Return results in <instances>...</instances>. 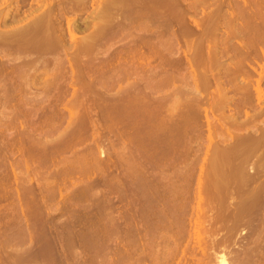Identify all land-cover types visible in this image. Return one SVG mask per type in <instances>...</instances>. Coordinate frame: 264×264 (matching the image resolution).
<instances>
[{"label": "rangeland", "instance_id": "374dc122", "mask_svg": "<svg viewBox=\"0 0 264 264\" xmlns=\"http://www.w3.org/2000/svg\"><path fill=\"white\" fill-rule=\"evenodd\" d=\"M61 1L0 0V264H264V0Z\"/></svg>", "mask_w": 264, "mask_h": 264}, {"label": "bare ground", "instance_id": "6f19581e", "mask_svg": "<svg viewBox=\"0 0 264 264\" xmlns=\"http://www.w3.org/2000/svg\"><path fill=\"white\" fill-rule=\"evenodd\" d=\"M1 1H2V0H1ZM8 1H9V0H8ZM18 1H19V0H18ZM58 1H59V0H58ZM60 1H61V0H60ZM80 1H81V0H80ZM82 1H83V0H82ZM84 1H85V0H84ZM84 1H83V2H84ZM116 1H117V0L113 1L112 3L116 4V3H115ZM119 1H120V0H119ZM121 1L123 2V0H121ZM125 1H126V0H125ZM131 1H132V0H131ZM12 2H13V1H12ZM61 2H62V1H61ZM78 2H79V1H78ZM83 2H81V3H83ZM117 2H118V1H117ZM144 2H145V1H144ZM105 3H107V2H105ZM109 3H110V2H109ZM123 3H124V2H123ZM129 3H130V2H129ZM136 3H137V2H136ZM138 3H139V2H138ZM26 4H27V3H26ZM34 4H35V3H34ZM65 4H66V3H65ZM114 4H113V6H114V8L116 9V6H115ZM118 4H119V2H118ZM125 4H126V3H125ZM150 4H151V3H150ZM85 5H86V4H85ZM110 5H111V3H110ZM128 5H129V4H128ZM130 5H132V4L130 3ZM0 6H1V5H0ZM113 6H112V8H113ZM118 6H119V5H118ZM120 6H121V5H120ZM1 8H2V7H1ZM59 8H60V7H59ZM101 8H102V7H101ZM105 8H106V7H105ZM120 8H121V7H120ZM123 8H124V7H123ZM39 9H40V8H39ZM49 9H50V8H49ZM108 9L110 10V8H108ZM108 9H104V10H108ZM117 9H118V8H117ZM3 10H4V9H3ZM6 10H7V9H6ZM109 10H108V12H110ZM50 11H51V10H50ZM111 11H112V10H111ZM126 11H127V10H126ZM126 11H125V12H126ZM53 12H54V11H53ZM104 12H105V11H104ZM119 12H120V11H119ZM127 12H128V11H127ZM143 12H144V11H143ZM58 13H59V12H58ZM102 13H103V12H102ZM110 13H111V12H110ZM103 14H104V13H103ZM0 15H1V14H0ZM37 15H38V14H37ZM107 15H111V14H109V13H105V14L103 15L104 18L101 17V19L103 18L102 20H106V21H107V18H105V16H107ZM116 15H117V14H116ZM46 16H47V15H46ZM100 16H101V15H100ZM37 17H38V16H37ZM107 17H109V16H107ZM131 17H132V16H131ZM52 19H53V18H52ZM118 19H119V18H118ZM118 19H117V20H118ZM126 19H127V18H126ZM147 19H148V18H147ZM48 20H49V19H48ZM95 20H96V19H95ZM110 20H111V19H110ZM108 21H109V20H108ZM114 21H115V20H114ZM119 21H120V20H119ZM21 22H22V21H21ZM100 22H101V21H100ZM139 22H140V21H139ZM141 22H142V21H141ZM143 22H144V21H143ZM48 23H49V22H48ZM97 23H98V21H97ZM106 23H107V22H106ZM106 23H105V25H106ZM108 23H109V22H108ZM112 23H113V22H112ZM121 23H122V22H121ZM15 24H16V23H15ZM103 24H104V23H103ZM119 24H120V23H119ZM142 24H143V23H142ZM17 25H18V24H17ZM51 25H52V24H51ZM51 25H50V26H51ZM100 25H101V24H100ZM111 25H112V24H111ZM139 25H140V24H139ZM9 26H10V25H9ZM98 26H99V25H98ZM10 27H11V26H10ZM52 27H53V26H52ZM99 27H100V26H99ZM20 28H22V27H20ZM37 28H38V27H37ZM39 28H40V27H39ZM97 28H98V27H97ZM105 28H106V27H105ZM111 28H112V27H111ZM140 28H141V27H140ZM54 29H55V28H54ZM99 29H100V28H99ZM107 29H108V28H107ZM141 29H142V28H141ZM4 30H5V29H4ZM8 30H9V29H8ZM30 30H31V29H30ZM0 31L2 32V30H0ZM11 31H12V30H11ZM18 31H19V30H18ZM1 32H0V34H1ZM5 32H6V31H4V36H7V34L9 35V33H10V32L7 31V33H6V35H5ZM39 32H40V31H39ZM101 32H102V30H101ZM106 32H107V31H106ZM13 33L15 34V31H14ZM54 33H55V32H54ZM11 34H12V33H10V35H11ZM37 34H38V33H37ZM41 34H42V33H41ZM99 34H100V33H99ZM101 34H102V33H101ZM2 35H3V33H2ZM2 35H1V36H2ZM56 35H57V34H56ZM63 35H64V34H63ZM109 35H110V34H109ZM26 36H27V35H26ZM26 36H25V37H26ZM40 36H41V35H40ZM7 37H8V36H7ZM30 37H31V36H30ZM89 37H90V36H89ZM0 38H1V37H0ZM15 38H16V37H15ZM106 38H107V37H106ZM51 39H52V38H51ZM95 39H96V38H95ZM54 40H55V39H54ZM91 40H93V39H91ZM2 41H3V40H2ZM28 41H29V40H28ZM99 41H100V40H99ZM18 42H19V41H18ZM31 42H33V41H31ZM48 42H49V40H48ZM50 42H51V41H50ZM83 43H84V42H83ZM2 44H3V43H2ZM4 44H5V43H4ZM35 44H36V43H35ZM23 45H24V44H23ZM83 45H85V44H83ZM5 46H6V45H5ZM38 46H39V45H38ZM30 48H31V47H30ZM9 49H10V48H9ZM9 49H8V50H9ZM52 49H53V48H52ZM48 50H49V48H48ZM36 51H37V50H36ZM27 52H28V51H27ZM83 52H85V51H83ZM9 53H10V52H9ZM13 53H14V52H13ZM42 53H43V52H42ZM40 55H41V54H40ZM46 55H47V54H46ZM121 55H122V54H120V56H121ZM128 55H129V53H128ZM32 57H33V56H32ZM32 57H31V58H32ZM116 57H117V56H116ZM121 57H123V56H121ZM29 59H30V58H29ZM33 59H34V58H33ZM116 59H117V58H116ZM123 59H124V58H123ZM129 59H130V58H129ZM12 60H13V59H12ZM126 60H127V59H126ZM134 60H135V59H134ZM134 60H133V61H134ZM135 63H136V62H135ZM125 64H126V63H125ZM134 65H135V64H134ZM132 66H133V65H132ZM33 67H34V66H33ZM133 67H134V66H133ZM18 68H19V67H18ZM34 68H35V67H34ZM32 69H33V68H32ZM19 71H20V70H19ZM132 71H133V70H132ZM30 73H31V72H30ZM23 75H24V74H23ZM24 76H25V75H24ZM131 76H132V75H131ZM31 77H32V76H31ZM29 83H30V82H29ZM123 83H124V81H123ZM126 86H127V85H126ZM131 86H132V85H131ZM123 88H124V86H123ZM125 89H126V88H125ZM129 90H130V88H129ZM131 90H132V89H131ZM126 92H127V91H126ZM129 92H130V91H129ZM129 92H127V93H129ZM256 92H257V91H256ZM137 93H138V92H137ZM139 96H140V95H139ZM137 97H138V96H136V98H137ZM141 97H142V96H141ZM260 97H261V96H260ZM142 98H143V97H142ZM263 100H264V99H263ZM136 101H137V100H136ZM125 102H126V100H125ZM127 103H128V101H127ZM134 103H135V102H134ZM137 104H138V103H137ZM142 104H144V103H142ZM130 105H131V104H130ZM131 106H132V105H131ZM122 107H123V106H122ZM263 107H264V106H263ZM263 107H262V108H263ZM126 108H127V107H126ZM132 108H133V107H132ZM127 109H128V108H127ZM133 109H134V108H133ZM137 110H138V109H137ZM134 111H135V110H134ZM129 114H130V113H129ZM256 114H257V113H256ZM130 115H131V114H130ZM242 124H243V123H242ZM253 127H254V126H253ZM261 132H262V131H261ZM255 138H256V137H255ZM258 138H259V137H258ZM259 141H260V140H259ZM259 141H257V142H259ZM262 141H263V140H262ZM262 141H261V144H263ZM263 142H264V141H263ZM255 144H256V143H255ZM259 144H260V143H259ZM259 144H258V145H259ZM247 146H248V145H247ZM263 146H264V144H263ZM261 147H262V146H261ZM261 147H260V148H261ZM245 149H246V148H245ZM237 155H238V154H237ZM225 159H226V158H225ZM225 159L223 158L224 161H226ZM230 159H231V158H230ZM238 159H239V158H238ZM256 159H257V158H256ZM235 160H236V159H235ZM217 161H218V160H217ZM227 161H228V160H227ZM230 161H231V160H230ZM247 161H248V160H247ZM218 162H219V161H218ZM218 162H216V164H217ZM229 163H230V162H229ZM213 164H215V163H213ZM216 164H215V165H216ZM218 164H219V163H218ZM240 165H241V164H240ZM224 167H225V166H224ZM215 168H216V170L213 171L214 173H216V174H220L221 172L224 173V171L221 170L222 168L220 169L219 165L215 166ZM217 168L219 169V172L221 171L220 173L217 171ZM236 168H237V167H236ZM213 169H214V167H213ZM228 171H229V170H228ZM240 171H241V170H240ZM214 173H213V174H214ZM222 173H221L222 176H221V175H219V176H220L221 178H223V179L227 182V181H228L227 179H229V176H228V178L226 179L227 176L224 178V176H225L226 174H222ZM226 173H227V172H226ZM239 173H240V172H239ZM216 174H215V175H216ZM215 175H214V176H215ZM223 175H224V176H223ZM228 175H229V173H228ZM231 175H232V177H234L233 175H235V174H232V173H231ZM231 175H230V178H231ZM239 175H240V174H239ZM239 175H238V173H237V176H239ZM219 176L216 175L215 177H218V178H219ZM241 176H242V174H241ZM241 176H240V177H241ZM235 178H236V177H235ZM255 178H256V177H255ZM212 179H213V178H212ZM219 179H220V178H219ZM224 180H223V182H224ZM245 180H246V179H245ZM253 180H254V179H253ZM213 181H214V180H213ZM215 181L218 182V179L216 178ZM221 181H222V180H220L219 183H220ZM239 181H240V180H239ZM217 182H216V184H217ZM233 182H234V181H233ZM221 183H222V182H221ZM246 183H247V182H246ZM228 184H229V183H228ZM218 185L220 186V184H218ZM222 185H223V184H221V187L224 186V185H223V186H222ZM229 185H230V184H229ZM231 185H232V184H231ZM235 185H236V184H235ZM217 187H218V186H217ZM223 188H224V187H223ZM219 189H221V188H219ZM225 194H226V193H225ZM224 198H225V197H224ZM248 203H249V202H248ZM245 204H246V203H245ZM249 205H250V204H249ZM253 205H254V204H253ZM243 206H244V205H243ZM243 208H244V207H243ZM241 209H242V208H241ZM254 212H255V211H254ZM252 213H253V212H252ZM247 214H248V213H247ZM221 258H222V257H221ZM219 263H220V264H226V262H225L224 260H222V261L219 262Z\"/></svg>", "mask_w": 264, "mask_h": 264}]
</instances>
